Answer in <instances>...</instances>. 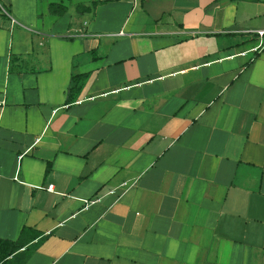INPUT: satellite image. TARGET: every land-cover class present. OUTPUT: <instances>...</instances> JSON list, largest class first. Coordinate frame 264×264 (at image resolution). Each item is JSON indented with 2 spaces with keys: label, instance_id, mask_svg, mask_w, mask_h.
<instances>
[{
  "label": "crops",
  "instance_id": "obj_1",
  "mask_svg": "<svg viewBox=\"0 0 264 264\" xmlns=\"http://www.w3.org/2000/svg\"><path fill=\"white\" fill-rule=\"evenodd\" d=\"M42 1L0 0V238L47 236L25 264H264V0Z\"/></svg>",
  "mask_w": 264,
  "mask_h": 264
},
{
  "label": "trees",
  "instance_id": "obj_2",
  "mask_svg": "<svg viewBox=\"0 0 264 264\" xmlns=\"http://www.w3.org/2000/svg\"><path fill=\"white\" fill-rule=\"evenodd\" d=\"M51 13L63 15L66 6L60 3L50 4ZM85 76L75 75L69 88L68 100L73 101L83 87ZM47 236L43 233L24 226L16 240L0 238V264H25L31 255L41 246Z\"/></svg>",
  "mask_w": 264,
  "mask_h": 264
},
{
  "label": "rangeland",
  "instance_id": "obj_3",
  "mask_svg": "<svg viewBox=\"0 0 264 264\" xmlns=\"http://www.w3.org/2000/svg\"><path fill=\"white\" fill-rule=\"evenodd\" d=\"M55 2H60L66 6V12L64 15H67L65 18H68L69 16L77 15L83 8L85 0H51ZM46 0L42 1V4L44 5Z\"/></svg>",
  "mask_w": 264,
  "mask_h": 264
},
{
  "label": "built area",
  "instance_id": "obj_4",
  "mask_svg": "<svg viewBox=\"0 0 264 264\" xmlns=\"http://www.w3.org/2000/svg\"><path fill=\"white\" fill-rule=\"evenodd\" d=\"M258 35L262 38H264V30H259ZM264 47V41L260 43V45L256 48V50H260ZM49 189H52V186H49Z\"/></svg>",
  "mask_w": 264,
  "mask_h": 264
}]
</instances>
